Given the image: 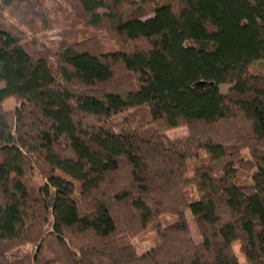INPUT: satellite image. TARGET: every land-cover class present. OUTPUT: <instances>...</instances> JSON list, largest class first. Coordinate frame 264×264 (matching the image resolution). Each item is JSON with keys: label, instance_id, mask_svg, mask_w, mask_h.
Segmentation results:
<instances>
[{"label": "trees", "instance_id": "1", "mask_svg": "<svg viewBox=\"0 0 264 264\" xmlns=\"http://www.w3.org/2000/svg\"><path fill=\"white\" fill-rule=\"evenodd\" d=\"M42 1L0 12L38 18ZM135 1L151 15L77 0L88 26L143 41L132 49L30 50L0 20V264H240L234 243L264 264V71L248 69L264 61V0Z\"/></svg>", "mask_w": 264, "mask_h": 264}, {"label": "rangeland", "instance_id": "2", "mask_svg": "<svg viewBox=\"0 0 264 264\" xmlns=\"http://www.w3.org/2000/svg\"><path fill=\"white\" fill-rule=\"evenodd\" d=\"M119 9H115L121 16L125 17L131 13L140 15L141 17H148L152 13V4L148 3L142 5L141 9H137L140 4L135 0H120ZM36 11L40 17L35 18L33 15L26 13L24 17L20 18V15H16L12 12L14 10L2 9L0 12V20L13 32L17 33L22 39V43L30 50L37 48L41 52L57 51L61 44L66 42H79L82 44L87 40L96 41L97 44L102 46L105 51H114L118 47L122 48H135L142 47L144 45L143 41H130L122 42L120 39V44L111 36V33L105 29L106 26L91 27L85 22L83 14L78 8L77 0H43L41 5L36 6ZM101 12H106L101 10ZM45 16L47 18H45ZM20 18V19H19ZM40 18V19H39ZM41 20V21H40ZM41 23H45V28L41 29ZM39 25V26H38ZM249 71L253 74H259L264 71V61H256L249 65ZM121 73V72H120ZM228 89L227 85H220V91L225 93ZM16 104L15 100L12 98L6 99L2 102V108L5 110H10ZM188 133V129L185 126H178L176 128L170 129L165 132V135L170 139H175L184 136ZM156 137H154L155 139ZM244 157L248 158V152H243ZM198 160H191L189 163L190 172L192 169L199 164ZM240 179L246 183H250V177H244L243 175ZM27 180L32 186H39L43 182L40 168L35 167L28 172ZM188 222L191 227L195 241L200 239L196 232L195 225L192 221L190 215H187ZM173 218L170 216L162 217V223L167 224L172 221ZM152 232L146 234L140 238L132 239V243L138 254H142L152 247L153 244ZM32 249L31 246L26 245L10 253V258H17ZM233 251L236 254L240 264H244V255L239 250V244L234 243Z\"/></svg>", "mask_w": 264, "mask_h": 264}]
</instances>
